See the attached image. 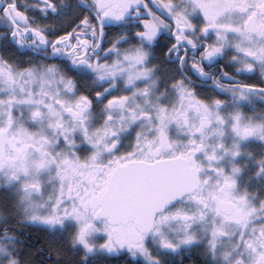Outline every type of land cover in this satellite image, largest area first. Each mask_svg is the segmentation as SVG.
I'll list each match as a JSON object with an SVG mask.
<instances>
[{
	"label": "snow or ice",
	"instance_id": "6c2138e0",
	"mask_svg": "<svg viewBox=\"0 0 264 264\" xmlns=\"http://www.w3.org/2000/svg\"><path fill=\"white\" fill-rule=\"evenodd\" d=\"M0 264H264V0H0Z\"/></svg>",
	"mask_w": 264,
	"mask_h": 264
}]
</instances>
